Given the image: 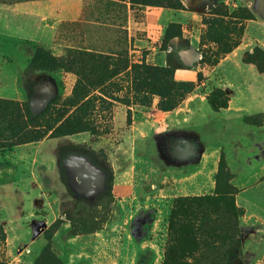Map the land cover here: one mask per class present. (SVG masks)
Instances as JSON below:
<instances>
[{
    "label": "rangeland",
    "instance_id": "obj_1",
    "mask_svg": "<svg viewBox=\"0 0 264 264\" xmlns=\"http://www.w3.org/2000/svg\"><path fill=\"white\" fill-rule=\"evenodd\" d=\"M243 1L83 0L90 23L60 22L17 79L22 62L0 61V99L50 122L85 101L93 127L62 154L56 140L0 150V264H32L54 215L62 264H223L231 228L234 264H264V0Z\"/></svg>",
    "mask_w": 264,
    "mask_h": 264
},
{
    "label": "trees",
    "instance_id": "obj_2",
    "mask_svg": "<svg viewBox=\"0 0 264 264\" xmlns=\"http://www.w3.org/2000/svg\"><path fill=\"white\" fill-rule=\"evenodd\" d=\"M27 1H35V0H0L1 4H14L19 2H27ZM239 9H247L245 7H238ZM218 10L220 12L216 15L218 19H214L212 21L215 24L216 28L220 31H228L230 26L224 25L222 22L223 12L219 7ZM248 10V9H247ZM220 19V20H219ZM235 19V18H234ZM244 20H253V18L248 14L247 18H242ZM240 43L235 44L234 47L227 48L226 51L222 52V56H226L230 54L236 47H238ZM223 58V57H222ZM221 58V59H222ZM109 79V78H108ZM133 88L138 86L139 82L136 79L133 80ZM178 86V85H177ZM184 86H188L187 84L179 85L178 87L184 88ZM193 88H189L187 91L192 92ZM77 87L73 89V94L77 98ZM87 94H82L81 100L79 103L87 98ZM88 98L86 99V101ZM184 100V99H183ZM208 102L213 112H219L220 110L226 109L228 107V99L224 100V104L217 106L214 101L209 98ZM88 103H81V107H76L75 103L69 102L67 107L70 108L67 111H63L62 115H59L58 120L55 122L44 121L43 116L44 112L40 114V117L32 116L28 106L24 103H20L14 100H4L0 99V150L7 149L8 147H16L21 145H28L32 143H39L46 139H57L61 137H70L74 135H78L84 132L93 133V127L88 124L86 120L90 113H88ZM76 107V108H75ZM173 108L167 111H171ZM87 111V112H86ZM165 111V112H167ZM45 138V139H44ZM66 147L61 148L59 153L62 154V150H65ZM62 176V174H61ZM80 182V180L78 179ZM64 183V181L62 180ZM218 196L227 197L231 193L228 192H219ZM228 201L225 198V202ZM231 208V207H230ZM228 208V210H230ZM60 223V220H55L43 233L44 238L46 240V244L35 259L32 264H62L60 259L57 258V253L53 247L52 242V232L47 234L48 229H53L57 224ZM239 233L235 228H231L227 243V249L225 252V261L223 264H234L236 259V254L240 249V239ZM55 260V262H54Z\"/></svg>",
    "mask_w": 264,
    "mask_h": 264
},
{
    "label": "crops",
    "instance_id": "obj_3",
    "mask_svg": "<svg viewBox=\"0 0 264 264\" xmlns=\"http://www.w3.org/2000/svg\"><path fill=\"white\" fill-rule=\"evenodd\" d=\"M244 2L235 0V6L239 7H245L248 8V5L242 3ZM83 7V0H48L44 2H27V3H21L17 4L14 8H5L0 7V61H4L8 64H12L14 61H18L22 65H19L17 67L16 75L14 76V79H17V76L19 72L24 70L29 61L31 60L32 53L31 51H28L27 48L31 47L35 43L41 41L40 38L43 37L42 40L45 39L44 43H42L46 47L54 48L52 45V40L54 36V30L60 22H87L90 23V21H83L80 17L81 11ZM250 10V9H249ZM9 14V15H8ZM6 15L8 16L6 17ZM13 15V16H12ZM57 18V23L52 26L51 24H47V22H44V26L39 25V21L49 20L53 22V19ZM41 26V27H40ZM39 40V41H38ZM240 43L238 47H236L232 53L226 55L223 59L220 60V62L214 67L213 71L215 69H218L222 63L226 62L229 57L236 53V51L241 48ZM11 48V49H10ZM67 48V47H66ZM57 49V48H55ZM47 87H43V89H46ZM11 91H7V93H13L19 97L21 92L19 91V88H11ZM230 92V89H228ZM52 93V92H50ZM230 97V93H229ZM185 102V101H184ZM183 103V102H182ZM231 106V99L229 101L228 108ZM150 110H153L150 109ZM155 113L153 115H161L162 113L158 111H154ZM173 112H176L175 110L172 112H169L168 114H172ZM132 128L134 130V136L141 137L143 134V131L146 128L145 122L142 121L136 126L135 122L132 121ZM72 137H76L74 140ZM79 137V138H77ZM71 139V140H70ZM84 140L81 138V134L70 136V137H61L57 139H46L43 140L40 143H43L44 141L49 140H56L57 143V151L64 147L71 144H75L77 142H80ZM83 142V141H82ZM85 142V141H84ZM70 199L66 197V190L64 186L62 185V209L64 207V204L68 202ZM56 216L52 218V220L47 224L43 223L41 228L39 229V232L37 233V237L40 235H43L44 231L56 220ZM1 226V225H0ZM2 227V226H1ZM3 231L4 228L2 227ZM5 234V242H6V248H7V235ZM44 236V235H43ZM6 253L8 256L10 254L8 253V250L6 249ZM17 257H13L11 260V263H16Z\"/></svg>",
    "mask_w": 264,
    "mask_h": 264
}]
</instances>
